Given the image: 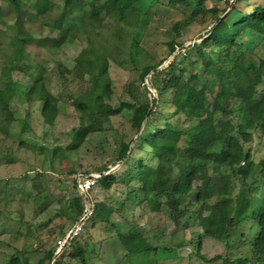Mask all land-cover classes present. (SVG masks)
I'll list each match as a JSON object with an SVG mask.
<instances>
[{
	"label": "trees",
	"instance_id": "1",
	"mask_svg": "<svg viewBox=\"0 0 264 264\" xmlns=\"http://www.w3.org/2000/svg\"><path fill=\"white\" fill-rule=\"evenodd\" d=\"M204 1L137 0L136 4L124 5L123 0H0V16L11 17L17 31L0 63V129L15 120L10 101L19 94L24 102L41 103L44 121L52 123L57 115L58 99L46 87L42 66L32 71L30 57L24 52L23 47L31 41L25 23L36 19L52 31V36L37 41L48 49L57 50L84 39L86 45L73 67L59 71L63 85L67 81L64 73L82 85L79 92L69 95L80 113L71 147L76 148L89 134L103 131L110 117L121 112L129 113L136 131L135 140L120 142L117 161L123 169L102 175L97 185L106 191L113 186L123 188L117 195L121 199L119 209L128 205L131 210L143 206L159 210L163 206L174 224H180L190 209L197 219L204 213L211 215L201 223L202 236L197 242L202 237L211 238L221 242L225 251L212 258L200 255L205 262L264 264V158L255 166L250 150L245 148L254 132L264 133V56L241 40L251 37L252 41H247L251 43L254 37H264V0H234L232 4L216 0L224 4L223 9L203 7ZM141 2L149 5L145 8ZM154 5L182 9L190 20L201 14L210 15L214 21L198 38L199 43L185 47L177 42L180 24L175 22L171 30L176 35L163 43L164 56L154 58L151 54V62L139 67L135 56L149 55L146 40L154 33L149 8ZM125 21H131L133 34L124 26ZM122 36L128 42L124 53L131 69L139 72L156 97L144 86L140 99L129 84L126 89L131 100L114 108L106 102L111 95L108 66L112 50L119 45L115 39L124 41ZM172 55V60L159 68ZM15 71L28 74L26 85L13 79ZM193 82L199 83L198 89ZM177 160L175 175L172 164ZM255 167L258 178L248 182ZM232 179L240 181L234 193L228 188ZM190 192L195 194L194 202L184 200ZM112 199L115 202V197ZM72 204L79 217L81 198L74 197ZM114 210L105 202L94 204L81 232L90 223H110L127 254L151 250L160 258L161 251L144 240L139 227L130 224L126 232L115 230L110 220ZM247 224L255 227L250 235L240 230ZM80 233L62 247L59 255L54 253L60 239L49 249L41 245L43 256L35 264H58L68 248L70 258L87 264L89 251L77 241ZM238 239L247 253L231 256V251L239 250L235 247ZM8 264L29 262L12 255Z\"/></svg>",
	"mask_w": 264,
	"mask_h": 264
},
{
	"label": "rangeland",
	"instance_id": "2",
	"mask_svg": "<svg viewBox=\"0 0 264 264\" xmlns=\"http://www.w3.org/2000/svg\"><path fill=\"white\" fill-rule=\"evenodd\" d=\"M136 3L137 0H123L124 5ZM140 4L145 8L149 5L146 2ZM203 7L223 9L224 4L216 0H205ZM149 13L154 16L150 26L154 33L146 40L149 55L135 56L139 67L151 62V54L154 58L164 56L163 43L176 35L171 30L175 22L179 21L180 24L177 42L185 47V44L191 45L193 41H199L198 38L206 33L214 21L210 15L201 14L190 20L187 18L188 12L183 14L182 9L172 10L160 5L151 6ZM130 22L122 24L133 34ZM25 28L31 41L23 47L24 52L30 57L32 71L37 65L42 66L46 87L58 99L57 115L52 123L46 122L41 115L40 102H24L20 94L10 101L15 120L0 129V264H8L12 255L35 264L43 256L41 245L49 249L56 239H60L63 244L78 218L72 204L73 198L78 197L75 178L81 174L105 175L120 172L123 169L122 164L117 161L120 142L136 139L129 113L121 112L110 117L109 122L104 124L103 131L89 134L76 148H72V133L79 125L80 113L72 106L69 95L79 92L82 85L71 79L68 73H64L67 81L63 85L59 71L73 67L74 59L86 43L81 38L60 49H48L37 44V41L42 36L53 35L49 28L41 26L36 19L26 22ZM16 33L13 19L1 15V64L4 60L3 51L11 49L10 42ZM122 38L124 41L115 39L119 45L116 50H112L108 66L111 95L106 98V102L114 108L121 102L131 100L126 89L129 84L140 99H143L144 86L153 98L156 97L149 84H146L147 81L142 82L139 72L131 69L128 56L124 53L129 49L128 42L125 36ZM241 40L259 56H264V37H254L251 43L247 42L252 41L251 37L248 40L243 36ZM174 55L164 63L165 66ZM12 77L23 85L29 79L28 74L17 71L12 73ZM193 83L198 89L199 83ZM245 148L250 150L254 165L257 166L264 158V133L254 132ZM172 165L177 175L179 160ZM257 178L258 170L255 167L247 181L252 182ZM239 183L238 179H232L229 191L234 193ZM121 191L123 188L120 186H113L106 191L96 184L90 197L93 205L105 202L115 209L110 217L111 222L115 223V230L117 228L122 233L126 232L130 224L139 227L144 240L161 251L160 256L158 255L160 258H156L151 250L129 255L110 223H98L95 226L90 223L77 239L82 246L86 245L88 248L87 264H215L203 261L200 255L212 258L224 253L225 247L219 241L202 237L200 243L197 242V238L202 236L201 223L211 219L208 213H204L202 219H197L194 209H190L191 213L180 224H174L163 206L159 210H150L147 206L131 210L128 205L119 209L121 199L117 195ZM184 200L194 202L195 194L190 192ZM51 228L54 229L53 233L49 232ZM251 229L255 227L247 224L240 230L244 235H250ZM240 241L238 239L235 245L239 250L231 251V256L247 253V248L240 246ZM167 249L169 252H166ZM69 252L68 248L61 254L58 264H80L78 259L68 256Z\"/></svg>",
	"mask_w": 264,
	"mask_h": 264
},
{
	"label": "built area",
	"instance_id": "3",
	"mask_svg": "<svg viewBox=\"0 0 264 264\" xmlns=\"http://www.w3.org/2000/svg\"><path fill=\"white\" fill-rule=\"evenodd\" d=\"M233 1L234 0H228V3L232 4ZM211 26L212 24L208 27V30L211 28ZM101 176L102 175L96 174H81L77 178H75V185L78 197L81 198L82 201V212L78 217L77 221L72 226L71 230L68 232L67 236L65 237L63 244L59 242L55 254H59L62 247L67 244V242L75 238L81 232L83 227L88 223L94 208L93 202L90 197V192L92 191L93 187L97 184Z\"/></svg>",
	"mask_w": 264,
	"mask_h": 264
},
{
	"label": "water",
	"instance_id": "4",
	"mask_svg": "<svg viewBox=\"0 0 264 264\" xmlns=\"http://www.w3.org/2000/svg\"><path fill=\"white\" fill-rule=\"evenodd\" d=\"M201 40H199V41H193L191 44H194V43H199ZM188 45H190V43H188V44H185L184 46H188ZM163 66H165V64L164 65H162L161 67H163ZM160 67V68H161ZM146 84H148V83H146ZM56 254L54 253V256H55ZM53 260H54V258H53Z\"/></svg>",
	"mask_w": 264,
	"mask_h": 264
}]
</instances>
